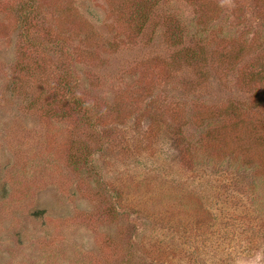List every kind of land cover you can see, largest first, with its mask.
Here are the masks:
<instances>
[{
	"label": "rangeland",
	"instance_id": "rangeland-1",
	"mask_svg": "<svg viewBox=\"0 0 264 264\" xmlns=\"http://www.w3.org/2000/svg\"><path fill=\"white\" fill-rule=\"evenodd\" d=\"M0 264H264V0H0Z\"/></svg>",
	"mask_w": 264,
	"mask_h": 264
}]
</instances>
